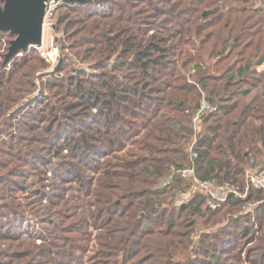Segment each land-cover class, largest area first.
<instances>
[{"label": "trees", "instance_id": "trees-1", "mask_svg": "<svg viewBox=\"0 0 264 264\" xmlns=\"http://www.w3.org/2000/svg\"><path fill=\"white\" fill-rule=\"evenodd\" d=\"M257 2L85 0L57 7L59 69L44 73L50 64L32 47L0 72V136L7 137L0 144V171H6L0 175V264H183L177 257L185 243L174 240L182 234L169 236L174 217L164 233L154 227L160 218L154 208L147 220L139 215L172 166H194L202 179L246 183L243 165L264 161V71L258 69L264 52L253 60L264 48V10ZM5 34L8 51L16 35L0 31ZM193 68L208 71L201 80L208 93L201 89L194 105ZM236 77L250 86L241 98L228 94ZM38 89L45 95L20 111ZM204 94L223 114L204 116L191 152L192 118ZM15 107L18 132L12 133L6 129L14 127V114L7 116ZM12 162L19 168H9ZM41 170L45 179L52 170L53 183L42 177V188L26 195L49 214L44 220L15 194L26 189L19 178ZM174 177L175 186L190 185ZM206 200L195 195L179 210L191 208L208 222L227 206L256 205L229 227L204 231L200 260L184 264H236L221 262L222 256L264 264V189L252 187L246 200L229 197L216 210L203 207ZM243 239L255 242L246 259L239 255Z\"/></svg>", "mask_w": 264, "mask_h": 264}, {"label": "rangeland", "instance_id": "rangeland-1", "mask_svg": "<svg viewBox=\"0 0 264 264\" xmlns=\"http://www.w3.org/2000/svg\"><path fill=\"white\" fill-rule=\"evenodd\" d=\"M253 6L255 8H260V9L264 10V1L258 0V2ZM53 30L47 31L45 33L43 46H44V49L46 51L50 48V46L52 44V37L56 36L55 33L53 32ZM7 38H8L7 34L0 35V43H1V47H0V72L8 71L11 67L10 62L6 66H1L2 62H4V60H5L3 54H6V52H7V49H6L8 46ZM54 44H55V38H54ZM30 49L28 51H30ZM39 52L41 54V50H39ZM263 52H264V48H261L258 55H256V57H253V60L256 62V60L258 58L257 56H259ZM235 59H233V60H235ZM215 61H216V59L212 61V64H214ZM226 63L227 62H225L224 64H226ZM81 65L82 64H78L76 66H81ZM56 66H55V68H56ZM82 66H84V68L86 70H90V67H88L87 63H84ZM55 68H53V70H52L51 67L49 66V68L47 70H45L44 73L47 74L49 72H52V71H54ZM223 68H225V67H223ZM258 69L260 71H262V70L264 71V65L260 66ZM70 73H73V71ZM207 74H208V71L205 69L193 68L188 75L189 81L196 86L195 89L193 90V93H192V97L194 96V98H195V102L193 103V105L199 101L201 89H202V91H204V93H208L207 89L203 85H201V80H205L207 78ZM45 77H46V75H44V78ZM42 82H44L42 78L37 80V87L38 88H41V86H43ZM233 82L235 85L231 89V91L228 92V94L229 95L233 94L235 98H239V97L241 98V93L244 92L245 90H247L250 86L244 84L243 81L239 77H236ZM40 91H41V89L40 90L38 89L28 99H26L23 103L24 104L23 108L20 106L21 109L19 108V110L24 111L25 108H27L28 106H31V107H29V109H33L34 108L33 106L36 104L34 100L42 98L45 95V93L42 94ZM256 93H257L256 90L252 91L249 95L246 96V100L251 101L252 99H254V97L256 96ZM223 97H225V96H223ZM18 107H15V109L11 110L8 113L7 117L14 114L13 116H14V120H15V121L13 120V125H12L14 127L12 129L9 127L6 129V131H8V132H12V133L18 132V130L16 131V120H17L16 118H17L18 113H17V111H15L18 109ZM6 120H8V119H6ZM2 139H7V137L6 136L5 137L0 136V144H1ZM2 146H4L6 148L7 145L6 146L2 145ZM189 148H190V146H189ZM64 153L68 154L67 150ZM211 153L215 154V152H213V151ZM19 164L20 163H18V162H12L11 165H9V168L14 169L17 165L19 168ZM17 169H15V170H17ZM5 172H6L5 170L0 171V175L5 174ZM44 175H45L44 171H42V170L38 174H33L31 172H27L25 177H21L18 179L20 181V183L22 184V186H25L26 189L21 190V191L18 190L15 193L22 203L27 204L28 202H30L29 204H31V210H29L28 212L39 213L38 215H40V216L42 215L41 218H43V220L49 218V214L48 213L45 214V211H42L39 208L40 207L39 205L36 206L33 203V201L28 199V197H27L28 195H26V194H30L31 190H38V189L42 188V177H43V180L45 181L46 184H50L52 182V178L54 177L52 174V170H49L47 172V178L48 179H45ZM174 176H176V174L174 173V170L171 167L169 172L167 173L166 177L163 178V180L161 182H158L154 185V187H153V193L154 194L150 195V202H152V203L150 204V202H148V205L140 213L139 218H141L143 220L144 219L147 220V216L149 215V213H153V210H151V208H154V211L157 213L156 215L160 216L159 223L156 224L154 227H156L158 230L165 233L167 230V225H168V217L171 215L174 217L175 225H174V228L171 230L172 232L169 234V236H171V234L176 233V232L177 233L180 232L182 234V238L181 237L180 238L174 237V240L176 241V240L180 239L185 243L186 250L182 249L183 247L180 246L179 251H178V257H177L178 259H181L182 263L184 264V262L188 259L200 260L199 258H201L200 254H199V250H198V252L196 250L198 249L197 247L200 246L199 241L202 237H200V239L198 241H196L195 239L192 238L193 234L194 235L199 234L201 236V234L204 231H208L211 233L218 232V231H220L221 226H223L222 227L223 229L229 227L231 225L232 220H234L235 218H237L239 216L242 217L244 215L243 213L248 212V211L245 208H243L244 209L243 210L242 208H239V207H235L238 209L234 210L231 206H227L226 208H223L218 213V215H216V217H214L212 220H209L208 222L206 221L207 219L204 217V215L199 216V214H193L194 212L191 210V208H188L185 211H180L179 209H180L181 205L179 204L178 201L181 198L182 193L189 191L190 186H189V183H187V182H183L181 184L177 183L179 186H175L177 179L175 181L174 179L176 177H174ZM72 184L74 186H76L74 183H72ZM59 185H61V184L59 183L57 186H59ZM70 185H71L70 183L65 184V185L62 184V186H70ZM160 189L161 190L165 189L167 191H166V193L162 194L161 193L162 191H160ZM84 199L86 200L87 198L85 197ZM43 204L44 205L46 204L45 199H44ZM204 207H205V204H204ZM202 212H203V210L200 211V215H202ZM26 219L29 220V218H26ZM230 220H231V222L228 223ZM33 221H34V223L36 222L35 219H33ZM254 221L255 220L253 218V222ZM191 222H194V224L190 225ZM247 224L250 225L249 223H247ZM39 225H40V223H39ZM24 236L26 237V235H24ZM244 241H245L244 239L241 241L240 246L243 244L242 247H244V248H243V250H241V252L239 251L240 252L239 255L241 256V258L246 259V258H248L250 250L254 246L255 242L254 241L251 242L249 240L250 242L246 241V244H244ZM37 242L39 243L40 241L37 240ZM18 244L19 243H14L13 244L14 248H17L19 246ZM21 244H23L22 248H24L25 243H21ZM3 247L6 248L5 246H3ZM231 256H233V254ZM211 259H213V257L209 258L208 260H211ZM214 260H217V258H215ZM220 260H221V262H230V263L232 262V263H236V264H250L246 261L239 262L238 260L236 261V259H235V261L230 260L227 256H222V258Z\"/></svg>", "mask_w": 264, "mask_h": 264}, {"label": "built area", "instance_id": "built-area-1", "mask_svg": "<svg viewBox=\"0 0 264 264\" xmlns=\"http://www.w3.org/2000/svg\"><path fill=\"white\" fill-rule=\"evenodd\" d=\"M62 0H48L46 2V14L44 17L43 31L44 37L47 31H52L55 27V11L57 7L62 4ZM6 46V45H5ZM5 50V49H4ZM41 54L50 64L51 69L55 68L59 61V49L54 44V37H52V44L46 51L44 46L41 47ZM23 53H20L22 55ZM217 113L223 114V110L218 103H213L209 100V97L204 94L197 110L195 111L192 123H193V143L191 145V152L194 150V145L197 142L199 135L202 132V120L206 114ZM197 152L195 153V156ZM174 173L184 180L190 181V188L188 192L182 193L179 199V204L182 205L186 201L190 200L195 195L203 194L206 197L205 206L211 210H216L222 203L228 200L229 197H237L241 199H247L249 197L252 187L264 189V163H257L255 158H250L244 165V175L246 177V183H240L232 180H224L218 182L212 179H202L198 176L197 170L194 166L175 168L172 166ZM248 207H252L253 203L248 202ZM199 234H193L192 238L198 241L200 239Z\"/></svg>", "mask_w": 264, "mask_h": 264}, {"label": "water", "instance_id": "water-1", "mask_svg": "<svg viewBox=\"0 0 264 264\" xmlns=\"http://www.w3.org/2000/svg\"><path fill=\"white\" fill-rule=\"evenodd\" d=\"M48 0H0V31L16 35L11 40L4 63L7 64L20 53L35 47L41 49L44 41V17ZM58 1V0H55ZM66 3L85 0H62ZM62 64L60 56L57 70Z\"/></svg>", "mask_w": 264, "mask_h": 264}, {"label": "crops", "instance_id": "crops-1", "mask_svg": "<svg viewBox=\"0 0 264 264\" xmlns=\"http://www.w3.org/2000/svg\"><path fill=\"white\" fill-rule=\"evenodd\" d=\"M258 163V162H257ZM261 163H264V161H262ZM261 163H259V164H261ZM217 175L218 174H216V176L215 177H217ZM208 179H210V178H208ZM212 180H215V181H217L216 179H213L212 178ZM226 180V179H225ZM228 180V179H227ZM222 181H224V180H222ZM222 181H218V182H222ZM241 181V180H240ZM238 182V181H237ZM255 188V187H254ZM251 192V191H250ZM200 195V194H199ZM250 195V194H249ZM250 203H253V201H250ZM255 205H256V203H253V206L250 208V207H248V205L247 206H245V209L248 211V212H250V211H253L254 210V207H255ZM203 207H204V205H203ZM246 213V212H245Z\"/></svg>", "mask_w": 264, "mask_h": 264}, {"label": "flooded vegetation", "instance_id": "flooded-vegetation-1", "mask_svg": "<svg viewBox=\"0 0 264 264\" xmlns=\"http://www.w3.org/2000/svg\"><path fill=\"white\" fill-rule=\"evenodd\" d=\"M0 5H2V4L0 3Z\"/></svg>", "mask_w": 264, "mask_h": 264}]
</instances>
